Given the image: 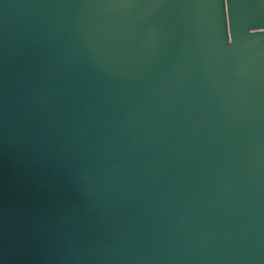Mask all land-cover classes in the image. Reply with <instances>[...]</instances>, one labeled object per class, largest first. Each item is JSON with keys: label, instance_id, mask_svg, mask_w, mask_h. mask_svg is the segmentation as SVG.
I'll use <instances>...</instances> for the list:
<instances>
[{"label": "water", "instance_id": "95a60500", "mask_svg": "<svg viewBox=\"0 0 264 264\" xmlns=\"http://www.w3.org/2000/svg\"><path fill=\"white\" fill-rule=\"evenodd\" d=\"M0 264H264V0H0Z\"/></svg>", "mask_w": 264, "mask_h": 264}]
</instances>
